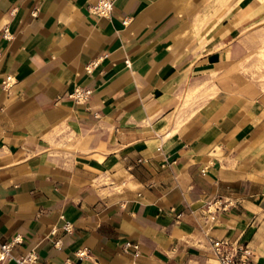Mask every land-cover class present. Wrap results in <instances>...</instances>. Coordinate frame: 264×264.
Wrapping results in <instances>:
<instances>
[{"label":"crops","instance_id":"crops-1","mask_svg":"<svg viewBox=\"0 0 264 264\" xmlns=\"http://www.w3.org/2000/svg\"><path fill=\"white\" fill-rule=\"evenodd\" d=\"M98 1L0 0V244L220 264L210 239L229 238L264 264V89L237 69L264 0Z\"/></svg>","mask_w":264,"mask_h":264},{"label":"built area","instance_id":"built-area-1","mask_svg":"<svg viewBox=\"0 0 264 264\" xmlns=\"http://www.w3.org/2000/svg\"><path fill=\"white\" fill-rule=\"evenodd\" d=\"M114 2L115 0H99L98 3L93 6L92 10L100 16L108 17L114 9ZM95 66L96 64L92 63L87 67V70L91 72ZM91 92L90 89L77 88L71 97L81 103L89 98ZM209 213L211 215L213 214L212 211H209ZM211 217L215 219V217ZM15 242H21V239L18 237ZM210 243L213 255L220 264H257V253L250 243H242L239 240H232L229 238H212L210 239ZM13 245L14 243L0 244V264L12 262L26 264L28 261H31V256L16 257L12 252ZM130 248L135 249L138 253L139 246L137 244L132 242L125 243V249L128 250ZM79 255L85 256L86 252L82 251Z\"/></svg>","mask_w":264,"mask_h":264},{"label":"rangeland","instance_id":"rangeland-1","mask_svg":"<svg viewBox=\"0 0 264 264\" xmlns=\"http://www.w3.org/2000/svg\"><path fill=\"white\" fill-rule=\"evenodd\" d=\"M247 1L254 2L256 0H233L234 3L231 5L236 8H248ZM260 6H264V3L258 2L254 8ZM237 42L247 49L245 55L238 62L237 69L261 84L264 89V17L245 30L238 37Z\"/></svg>","mask_w":264,"mask_h":264}]
</instances>
